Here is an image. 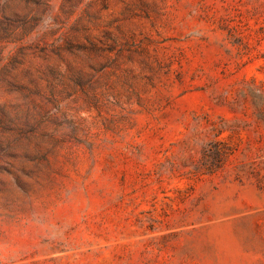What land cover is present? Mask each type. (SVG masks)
<instances>
[{
    "label": "rangeland",
    "instance_id": "rangeland-1",
    "mask_svg": "<svg viewBox=\"0 0 264 264\" xmlns=\"http://www.w3.org/2000/svg\"><path fill=\"white\" fill-rule=\"evenodd\" d=\"M0 264H264V0H0Z\"/></svg>",
    "mask_w": 264,
    "mask_h": 264
}]
</instances>
